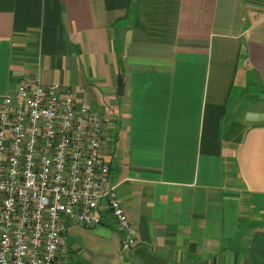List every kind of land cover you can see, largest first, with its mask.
I'll use <instances>...</instances> for the list:
<instances>
[{
  "label": "crops",
  "instance_id": "obj_1",
  "mask_svg": "<svg viewBox=\"0 0 264 264\" xmlns=\"http://www.w3.org/2000/svg\"><path fill=\"white\" fill-rule=\"evenodd\" d=\"M35 75L100 114L137 231L101 203L67 264H264V0H0V105Z\"/></svg>",
  "mask_w": 264,
  "mask_h": 264
},
{
  "label": "built area",
  "instance_id": "obj_2",
  "mask_svg": "<svg viewBox=\"0 0 264 264\" xmlns=\"http://www.w3.org/2000/svg\"><path fill=\"white\" fill-rule=\"evenodd\" d=\"M102 118L73 91L39 76L20 80L0 105V264H67L70 223L96 226L105 203L123 230L136 228L109 182Z\"/></svg>",
  "mask_w": 264,
  "mask_h": 264
},
{
  "label": "water",
  "instance_id": "obj_3",
  "mask_svg": "<svg viewBox=\"0 0 264 264\" xmlns=\"http://www.w3.org/2000/svg\"><path fill=\"white\" fill-rule=\"evenodd\" d=\"M123 77L121 75L118 76V94L122 95L123 94Z\"/></svg>",
  "mask_w": 264,
  "mask_h": 264
}]
</instances>
